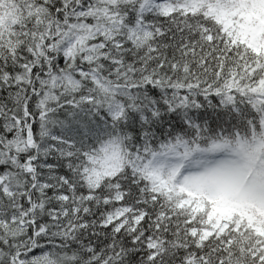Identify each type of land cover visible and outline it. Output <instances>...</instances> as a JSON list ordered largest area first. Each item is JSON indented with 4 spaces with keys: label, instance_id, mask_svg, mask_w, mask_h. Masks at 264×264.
Instances as JSON below:
<instances>
[{
    "label": "snow or ice",
    "instance_id": "obj_1",
    "mask_svg": "<svg viewBox=\"0 0 264 264\" xmlns=\"http://www.w3.org/2000/svg\"><path fill=\"white\" fill-rule=\"evenodd\" d=\"M0 264H264V0H0Z\"/></svg>",
    "mask_w": 264,
    "mask_h": 264
}]
</instances>
